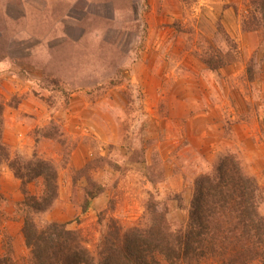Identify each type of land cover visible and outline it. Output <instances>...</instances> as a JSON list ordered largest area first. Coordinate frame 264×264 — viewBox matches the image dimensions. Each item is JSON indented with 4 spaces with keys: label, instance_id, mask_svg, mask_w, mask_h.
<instances>
[{
    "label": "rangeland",
    "instance_id": "obj_1",
    "mask_svg": "<svg viewBox=\"0 0 264 264\" xmlns=\"http://www.w3.org/2000/svg\"><path fill=\"white\" fill-rule=\"evenodd\" d=\"M257 2L0 0L4 142L22 158L52 162L58 178V198L37 220L64 224L99 257L113 225L150 223V200L172 229L185 225L195 179L213 174L224 154L256 180L264 217ZM218 54L220 62L206 63ZM93 184L105 189L83 211ZM28 188L42 191L40 181ZM23 198L2 164L0 256L12 264L30 255Z\"/></svg>",
    "mask_w": 264,
    "mask_h": 264
},
{
    "label": "trees",
    "instance_id": "obj_2",
    "mask_svg": "<svg viewBox=\"0 0 264 264\" xmlns=\"http://www.w3.org/2000/svg\"><path fill=\"white\" fill-rule=\"evenodd\" d=\"M257 6L264 24V0H258ZM217 56V59L205 60L206 63L220 62L222 56ZM4 129V106L0 103V167L7 166L21 182L24 194L20 203L24 212L21 232L30 252L27 264H250L255 259L264 261V217L258 208L259 188L233 154L222 155L213 174H202L195 179L185 225L172 229L165 212H159L156 201L150 200L143 216L150 223L123 231L113 225L103 234L99 257H96L83 246L74 230L62 223L37 220L58 198L56 168L52 162L38 156L22 158L13 154L4 142ZM113 165L120 168L119 164ZM39 181L40 195L31 193L28 185ZM104 189V185L87 189L82 210ZM12 263L10 256H0V264Z\"/></svg>",
    "mask_w": 264,
    "mask_h": 264
},
{
    "label": "crops",
    "instance_id": "obj_3",
    "mask_svg": "<svg viewBox=\"0 0 264 264\" xmlns=\"http://www.w3.org/2000/svg\"><path fill=\"white\" fill-rule=\"evenodd\" d=\"M11 149H12V148H11ZM13 149H14V147H13ZM13 149H12V150H13ZM13 152H14V150H13Z\"/></svg>",
    "mask_w": 264,
    "mask_h": 264
}]
</instances>
